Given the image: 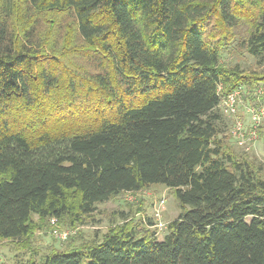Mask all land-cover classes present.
<instances>
[{"label":"trees","instance_id":"obj_1","mask_svg":"<svg viewBox=\"0 0 264 264\" xmlns=\"http://www.w3.org/2000/svg\"><path fill=\"white\" fill-rule=\"evenodd\" d=\"M260 87L264 0H0V243L161 184L185 209L162 240L126 219L14 264H264V169L220 108Z\"/></svg>","mask_w":264,"mask_h":264},{"label":"rangeland","instance_id":"obj_2","mask_svg":"<svg viewBox=\"0 0 264 264\" xmlns=\"http://www.w3.org/2000/svg\"><path fill=\"white\" fill-rule=\"evenodd\" d=\"M233 60L241 63L246 70L259 69L251 57H237ZM246 92L243 90L242 93V105L240 108L242 115L245 113L247 106L253 105L251 98L254 96L257 99L255 93H251L249 96ZM260 100L264 103V95ZM243 117L248 119L247 115ZM225 121L224 132L221 135L225 145L230 147L237 155L247 153L264 169V124L261 127L262 133H260L258 141L247 152L246 146L239 142L238 138L232 133L233 119L226 116ZM186 209H189V207H186ZM184 211L185 209L181 208L171 189L164 185L156 184L138 192L122 194L112 198L107 203L99 204L93 218L88 219L84 224L70 227L66 223L57 222L58 226L56 229L68 235L64 240L54 234L50 221L40 222L38 217L35 216L34 221L38 223L37 229L31 235V238L26 240L24 245L12 241L0 243V264H14L16 255L22 259H28L31 257L32 252H37L35 257L39 260L51 249H66L74 245L79 246L86 241L92 240L96 235H103L111 227L126 222V219L128 221L142 220L144 225L147 226L149 221H155L159 231L157 236L162 240L167 233L168 225L178 219ZM84 264L88 263L84 262Z\"/></svg>","mask_w":264,"mask_h":264},{"label":"built area","instance_id":"obj_3","mask_svg":"<svg viewBox=\"0 0 264 264\" xmlns=\"http://www.w3.org/2000/svg\"><path fill=\"white\" fill-rule=\"evenodd\" d=\"M243 90H237L226 97H223L220 108L223 113L233 119L232 133L238 140L246 146V150L250 151L258 141L259 130L264 124V103L260 100L264 95V87H260L256 92L259 103L246 107L245 113H241ZM248 117L245 119L243 116ZM52 223L56 224V219H52ZM54 234L60 239H66L67 233H61L55 229Z\"/></svg>","mask_w":264,"mask_h":264}]
</instances>
